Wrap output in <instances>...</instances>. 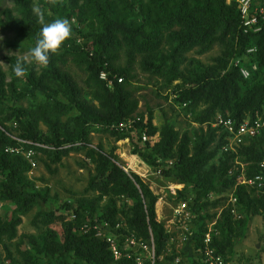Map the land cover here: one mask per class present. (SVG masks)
Masks as SVG:
<instances>
[{"label": "trees", "instance_id": "16d2710c", "mask_svg": "<svg viewBox=\"0 0 264 264\" xmlns=\"http://www.w3.org/2000/svg\"><path fill=\"white\" fill-rule=\"evenodd\" d=\"M253 1L255 5L264 6V0ZM43 2L48 4L47 0ZM56 5L59 8L66 7L65 16L72 17L75 23H82L89 17L98 23V29L81 34L90 40L80 41L73 37L66 41L60 54L51 55L48 67L40 69L38 73L31 67H25L27 73L23 79L15 77L13 72L17 58L7 57L12 70L11 78L4 83L0 74V94H3L5 84L11 96V103L3 104L8 111L5 119L16 123L18 136L49 146L35 148L45 151L53 161L69 150L80 149L93 129L110 130L117 137L132 131L136 141L141 140V131L148 134L156 132L149 149H138L137 153L145 163L158 167L162 174L191 184L193 197L187 202L196 212L195 218L201 222L193 243H184L183 253L190 263L199 264L191 253V245L199 244V231L205 223V213L199 209L206 204L207 195L216 188L215 179L227 188L233 184L236 172L232 175L226 173L232 154L222 152L214 168H203L214 154V148H206L208 140L200 139L190 150L186 131L178 133L168 123L154 125L150 111L145 114L135 111L137 98L125 82L133 78L131 70L135 53L140 55L139 64L143 71H165L169 77L176 78L179 75L177 67L185 58L184 52L193 46H197V51L201 52L218 42L223 45L221 53L214 56L210 64L203 67L198 65L189 78L182 79L175 100L184 104L185 101L201 100L204 106L193 117L199 123L209 124L216 113L227 114L235 119L244 113L264 116V21L259 31L242 32L235 0H67L65 5ZM56 5L49 9L55 10ZM1 12L0 28L26 37L31 47H34L42 26L32 13L29 0H15V14L7 7ZM72 26L74 30L75 25ZM164 42H167V46L163 52L161 48ZM251 45L255 46L254 52L248 54L247 61H242L250 70V76L243 78L237 66L227 65L228 57L245 55V47ZM119 50H123L126 55L123 64L116 62ZM251 61L256 64L255 70L250 68ZM68 65L83 72L82 82L87 88V97L67 70ZM100 70L105 71L111 84L98 76ZM186 82L189 84L185 85ZM21 83V86L18 85ZM38 92L50 100L55 111H71V121H61L57 114L44 115L47 129L45 132L39 131L35 120L26 117L14 105L19 97H32ZM58 92L64 100L57 97ZM129 116H137L129 127L115 128L116 122ZM262 133L264 130L257 135ZM219 137L216 145L220 148L224 140L221 133ZM250 140L237 150V156L242 155L244 162L248 161L245 163V174L258 171L256 161L264 154V149H255ZM13 143L15 139L1 127L0 117V202L9 200L18 213H23L32 205L41 203L46 191L34 189V183L27 175L29 165L21 155L3 150L4 146ZM84 152L94 162V173L88 176L87 186L97 190V197L79 201L74 207L63 201L61 207L68 210L61 212L62 216L53 213L52 209H42L38 214L45 228L37 235L22 236V241L28 242L42 258L41 261L36 260L35 254L27 249L26 262L135 264L132 258H112L107 242L92 228L95 223L101 233L111 231L133 234L143 240L151 238L154 262L160 264L158 256L165 246L167 232L163 222L155 217L156 195L136 172L123 169L113 154L92 146L86 147ZM164 159H171V163L164 166ZM234 194L240 216L243 213L242 205H253L255 211L264 215V191L256 192L253 188L238 184ZM102 195L106 196L105 202L97 206V198ZM115 197L119 198V205H116ZM128 197L131 199L129 202L126 199ZM119 208L130 212L123 221L114 218ZM70 212L74 214L73 218H69ZM219 213L213 224L216 233L211 232V244L218 252L229 254L224 248L231 245L229 238L232 225L240 216L232 215L227 207H222ZM65 215L68 218L63 220ZM54 219L60 220L59 227L50 226ZM18 220L19 217L7 219L1 215L0 236L6 234L12 237ZM103 220L107 226L99 225ZM115 222H119L118 227H114ZM84 223L86 226H83ZM3 249L7 262L13 263L14 259L5 245ZM239 263L245 264L242 261ZM142 264L149 262L143 260Z\"/></svg>", "mask_w": 264, "mask_h": 264}, {"label": "rangeland", "instance_id": "374dc122", "mask_svg": "<svg viewBox=\"0 0 264 264\" xmlns=\"http://www.w3.org/2000/svg\"><path fill=\"white\" fill-rule=\"evenodd\" d=\"M66 1L63 0V5L66 4ZM225 1L228 2L229 0ZM29 2L33 14L34 5H39L43 9L46 22H51L56 18H68L75 25L73 37L76 40H90L87 37L83 38L81 34L98 29V23L89 17L82 23H75L72 17L65 16L66 7L59 8L60 6L56 5L55 10H52L49 9L52 5L44 3L43 0H29ZM5 7L10 8L15 14V0H0L1 18L3 16L1 11ZM0 36L3 37L0 40V74L3 77L4 83H7L11 78L12 71L7 57L15 56L17 58L23 56L31 48V45L26 37L18 35L13 31L0 28ZM166 46L167 42H164L161 48L163 52L166 50ZM222 48L223 45L218 42H214L208 49L201 52L197 51V46L191 47L184 52L185 58L177 67L179 75L176 78L169 77L165 71L162 73L151 72L149 70L143 71L139 64L140 55L135 53L131 70L133 78L125 82V85L137 98L135 111L143 114L150 111L154 125L159 126L162 123H168L178 133L186 131L189 136L190 150L192 145L200 139L208 140L206 148H214V154L208 159L203 168H209L210 170L216 166L218 158H220L222 153L216 145L220 139L219 130L213 128L208 122L199 123L194 120V115L204 106L201 100L195 102L185 101L184 104L183 102H177L175 96L177 90L181 87L182 79L189 78L190 74L195 71L198 65L203 67L204 65L210 64L213 61V57L221 53ZM125 58V52L119 50L116 62L123 64ZM232 61L233 57H228L227 65H233ZM24 66L26 68L31 67L35 73H38L40 70L34 64H25ZM255 69L256 67L252 70ZM67 70L72 74V78L76 84L83 89L84 96L87 97V88L82 82L83 72L73 65H68ZM187 84L189 83L186 82L185 85ZM18 85L21 86L22 83ZM57 97L64 100L60 92L57 93ZM49 101L45 95L38 92L32 97H19L14 105L21 109L27 115L26 117H32L35 120L36 127L39 131L45 132L47 126L43 119L44 115L57 114L61 121L69 123L71 121L70 115L72 114L71 111H55ZM4 103H11L10 90L5 84L3 94H0L1 127L9 133L17 134L16 123L14 124V121L11 119H5L8 111L3 106ZM263 104L262 106H264ZM131 133L132 131L126 132V135L117 137L110 130L93 129L87 134V141L80 149L69 150L55 161L48 158L45 151L38 150L37 154H35V165L31 167L27 175L34 183L35 190L46 191L45 199L39 204L32 205L23 213H18L14 209V204L9 200L0 202V216L3 215L7 219L10 217H19L14 227V235L12 237H8L6 234L0 236L1 264H29L25 260V251L27 249L35 254L36 260L41 261L42 256L37 254L28 242L22 241V236L37 235L45 228L39 218L42 209H52L53 213H59L62 216L61 212L63 213L68 210L61 207L63 201H66L71 207H74L79 201H87L97 197V190L87 186L88 176L94 173V162L85 156L84 151L86 147L92 146L95 149L99 147L101 151L113 154V158L123 169H129L134 172L135 170L139 171V174L136 173L156 195L154 202L155 217L162 221L164 225L169 215V205H175L181 199L188 198L187 201L192 200L193 189L191 184L183 183L172 175L162 174L155 165L145 163L141 156L138 155L137 150H148L149 145L156 136L144 141H136L135 136ZM250 141H253L252 144L255 146V149H264V133L257 135ZM238 159L244 162L242 155L238 156ZM247 162L245 161L244 164H247ZM215 182L216 188L209 193L210 197H208L209 194L207 195L206 204L199 209L205 213L203 215L205 219L212 218L214 213L219 209L228 191V188L220 185L217 179H215ZM172 188L175 191L174 194L170 192ZM105 199V195L98 197L97 206L102 205ZM126 199L127 202L131 201L129 197ZM115 200L116 205H119V198L115 197ZM242 206L243 213L238 219L234 220L232 225L229 238L231 245L226 246L224 250L238 262L242 261L245 264H264V215L260 211H255L253 205L250 207ZM129 215L130 212L128 209L121 210L119 208L115 212L114 218L123 221ZM66 218L68 217L65 215L63 220H66ZM60 224L59 219H54V222L50 223V226L59 227ZM3 245L9 250L10 256L14 259L13 263L7 262L4 256ZM184 245L181 246L180 252L182 253L184 252ZM174 251V247L172 246L165 247L158 256L159 263L169 264V260ZM40 261L37 264H42Z\"/></svg>", "mask_w": 264, "mask_h": 264}, {"label": "built area", "instance_id": "2783aa9c", "mask_svg": "<svg viewBox=\"0 0 264 264\" xmlns=\"http://www.w3.org/2000/svg\"><path fill=\"white\" fill-rule=\"evenodd\" d=\"M235 5L241 31L245 33H255L259 31L261 23L264 21V6L255 5L253 0H235ZM254 50L255 46H247L244 49L245 55L233 57V65L237 66L239 73L244 78L249 77L250 70L243 62L244 60L247 61L248 54L253 53ZM250 67L254 69L256 67L255 62L251 61ZM98 76L102 79H106V82L111 84V80L107 79L105 71L100 70ZM117 79L119 80L120 77ZM135 118H137V116H129L123 121H118L115 124V128L120 129L129 127ZM142 120L145 121V118ZM13 123L15 124V122ZM209 125L217 127L219 133L222 134L224 141L219 148L220 152L232 154L229 160L230 165L226 173L232 175L236 172L233 177V184L228 188L225 199L218 210L220 211L222 207H227L232 215L239 217L240 213L235 205V186L242 184L247 188H253L256 192L264 191V154L256 161L258 171L252 174H245V164L242 160L238 159L237 150L242 145H246L250 138L264 130V116L258 113L252 116L244 113L239 119H235L227 114L216 113L214 118L209 122ZM6 133L15 139V143L4 146L3 150L8 153L21 155L29 165L27 170L28 173L31 167L35 165V154L38 152V149L35 147L49 146L38 141L22 138L17 134H12L7 131ZM155 136L156 133L150 135L145 131H141L140 139L144 141ZM170 163L171 159H164V166ZM157 169L159 170L158 167ZM170 192L174 194L175 191L172 188ZM208 197H210V194ZM187 200L188 198L181 199L175 205H169V215L165 220V225L163 224L164 230L167 232L164 248L172 246L175 250L169 260L170 264H192L186 258L185 253L180 252L181 246L184 243H193L194 236L198 231V225L201 221L195 218L196 212L189 207ZM218 210L214 213L212 218L203 220L205 223L202 224L199 231V244L197 246L191 245V253L199 264H240L229 254L218 252L214 245L211 244V232L213 231L216 233V231L213 230V224L220 215ZM73 216L74 214L70 212L69 218H73ZM84 225L85 223L83 226ZM99 225L107 226V222L103 220ZM118 226L119 222H115L114 227ZM98 227L97 224H92V228L96 229V234L101 235L107 242L108 249L113 259L125 257L132 258L135 264H142L143 260L148 261L149 264H156L154 262L153 243L151 238H149V240H143L133 234H121L111 231L101 233ZM120 235L122 238H120Z\"/></svg>", "mask_w": 264, "mask_h": 264}, {"label": "clouds", "instance_id": "9594fccd", "mask_svg": "<svg viewBox=\"0 0 264 264\" xmlns=\"http://www.w3.org/2000/svg\"><path fill=\"white\" fill-rule=\"evenodd\" d=\"M62 2L63 0H47V3L53 6ZM33 12L42 27L35 46L23 56L17 57L13 72L19 79L26 76L25 64H34L37 69L47 68L51 55H59L65 42L73 38V26L68 18H56L51 22H46L44 11L39 5H34ZM2 39L3 37L0 36V40Z\"/></svg>", "mask_w": 264, "mask_h": 264}, {"label": "crops", "instance_id": "0c3cea01", "mask_svg": "<svg viewBox=\"0 0 264 264\" xmlns=\"http://www.w3.org/2000/svg\"><path fill=\"white\" fill-rule=\"evenodd\" d=\"M136 169V168H135ZM135 172H137L139 174V171L135 170ZM250 264V263H249ZM252 264V263H251Z\"/></svg>", "mask_w": 264, "mask_h": 264}]
</instances>
